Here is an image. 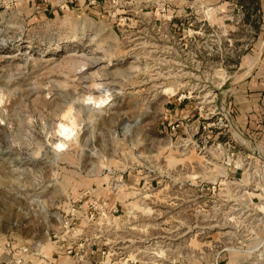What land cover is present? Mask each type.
<instances>
[{
    "label": "rangeland",
    "instance_id": "rangeland-1",
    "mask_svg": "<svg viewBox=\"0 0 264 264\" xmlns=\"http://www.w3.org/2000/svg\"><path fill=\"white\" fill-rule=\"evenodd\" d=\"M237 1L0 0V264H264V151L223 101L264 0Z\"/></svg>",
    "mask_w": 264,
    "mask_h": 264
},
{
    "label": "crops",
    "instance_id": "crops-1",
    "mask_svg": "<svg viewBox=\"0 0 264 264\" xmlns=\"http://www.w3.org/2000/svg\"><path fill=\"white\" fill-rule=\"evenodd\" d=\"M261 3L258 12L263 9ZM233 5L248 10L259 8L255 4H250L247 1L240 2V0L233 3ZM260 35L258 37L259 42L262 39ZM251 57H255L254 60ZM256 68L257 70H255ZM238 72L235 80L228 82L226 96L223 99L228 114V125L232 132L239 137L238 141L241 144L249 142L251 145L259 147V151H264V97L262 96L264 90V50L256 49L247 53L238 66ZM181 106L182 116L193 118L192 114L195 110L192 105L186 102ZM71 218H81L82 223L84 220H87L86 223L91 222L88 211L84 208L83 210H73ZM78 245H80V248L75 246L74 249H82L84 253L80 255L81 257L78 256L81 251L79 250L72 257L68 256V259L62 258V260L59 258L56 260L57 262L53 259L54 264H102L104 262L103 250L99 246H90V244L85 243H79ZM24 260L26 261V259ZM28 263L37 264L32 259H29Z\"/></svg>",
    "mask_w": 264,
    "mask_h": 264
},
{
    "label": "bare ground",
    "instance_id": "bare-ground-1",
    "mask_svg": "<svg viewBox=\"0 0 264 264\" xmlns=\"http://www.w3.org/2000/svg\"><path fill=\"white\" fill-rule=\"evenodd\" d=\"M105 100H106V99H101V100H99V101L102 103V102H104ZM73 129H74V124H71L69 127L66 128L65 134H66V135H70V133L73 132ZM62 145H63V143H60L59 146H62Z\"/></svg>",
    "mask_w": 264,
    "mask_h": 264
},
{
    "label": "trees",
    "instance_id": "trees-1",
    "mask_svg": "<svg viewBox=\"0 0 264 264\" xmlns=\"http://www.w3.org/2000/svg\"><path fill=\"white\" fill-rule=\"evenodd\" d=\"M243 1H247L250 4H255L257 7H259V8H256L257 11H258V9H260V1L259 0H240V2H243Z\"/></svg>",
    "mask_w": 264,
    "mask_h": 264
},
{
    "label": "built area",
    "instance_id": "built-area-1",
    "mask_svg": "<svg viewBox=\"0 0 264 264\" xmlns=\"http://www.w3.org/2000/svg\"><path fill=\"white\" fill-rule=\"evenodd\" d=\"M94 209H96V208H94ZM95 214H96V212L95 213L94 212H88V215L91 218V220L96 218ZM103 253H105V250H103Z\"/></svg>",
    "mask_w": 264,
    "mask_h": 264
}]
</instances>
